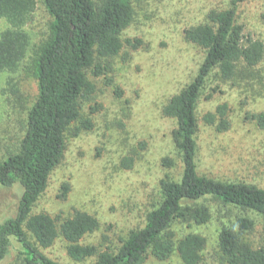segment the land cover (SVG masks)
<instances>
[{"label":"rangeland","instance_id":"374dc122","mask_svg":"<svg viewBox=\"0 0 264 264\" xmlns=\"http://www.w3.org/2000/svg\"><path fill=\"white\" fill-rule=\"evenodd\" d=\"M32 20L24 27L31 44L15 73L0 72V161L18 149L25 134L27 113L37 96L33 62L40 45L50 34L53 21L43 0H35ZM232 0H136L135 16L123 32V50L101 61L102 73H88L93 90L81 99L83 119L91 130L66 133V148L52 171L45 193L33 214L45 213L60 221L76 211L95 216L100 227L87 235L83 244L101 250L116 249L129 234L145 225L147 213L161 200L160 180H179L182 161L172 139L177 127L163 115L169 100L196 77L204 51L185 40L187 28L208 23L212 10L231 7ZM236 22L247 36L264 43V0H247L238 7ZM8 28L0 24V34ZM226 106L229 130L218 132L205 116ZM264 113V61L253 68L240 64L236 76L224 80L215 70L199 99L198 166L201 175L223 181L256 184L264 189V130L251 116ZM132 159L125 168L123 161ZM172 158L174 168L162 160ZM64 185L68 187L65 191ZM66 192V193H65ZM22 190L0 185V223L16 215ZM65 194V196H64ZM211 213L203 226L176 222V238L195 233L207 239L200 264H225L218 236L223 226L236 228L239 218L253 221L251 230L240 233L255 248L264 246V214L226 205L209 197L200 202ZM29 238L35 243L33 237ZM68 243L59 236L49 248L50 258L64 264H95L96 259L75 262L67 254ZM3 264H22L16 241ZM145 264H183L178 253L159 261L152 255Z\"/></svg>","mask_w":264,"mask_h":264},{"label":"trees","instance_id":"16d2710c","mask_svg":"<svg viewBox=\"0 0 264 264\" xmlns=\"http://www.w3.org/2000/svg\"><path fill=\"white\" fill-rule=\"evenodd\" d=\"M135 1L43 0L53 21L33 62L37 96L28 110L18 149L0 161V185L19 186L22 190L16 215L0 223V264L13 241L20 246L22 264H64L42 250L51 247L59 236L68 243V256L80 263L95 258V264H145L150 255L166 261L178 253L183 264H200L207 239L195 233L177 239L172 226L176 222L206 225L211 213L200 203L202 200L212 197L226 205L264 214L263 188L218 180L201 175L198 169L196 110L208 78L218 70L222 79L231 80L240 64L253 68L264 61V43L247 36L236 22L238 7L247 0H232L230 8L212 10L208 23L184 31L185 40L205 55L194 80L162 110L164 116L177 122L172 139L181 156L182 173L179 180L169 176L160 180L161 200L147 213L145 225L132 231L118 248L101 250L82 243L100 227L95 216L78 210L58 225L59 220L48 214H33L52 171L63 158L67 131L75 126L74 134H78L93 127L81 112V99L93 90L88 73L100 75L101 61L117 57L123 50L121 36L134 20ZM36 7L35 0H0V24H8L0 34V72L15 73L24 61L31 44L24 27L32 20ZM226 115L227 107L221 106L206 115L205 121L216 125L218 132H226L230 127ZM251 118L264 130V113ZM162 164L165 168L176 165L172 158L163 159ZM123 166L131 168L133 160L125 159ZM64 189L68 187L64 185ZM253 226L251 219L242 217L236 228L222 227L218 247L225 264H264V246L253 247L238 232H247Z\"/></svg>","mask_w":264,"mask_h":264}]
</instances>
